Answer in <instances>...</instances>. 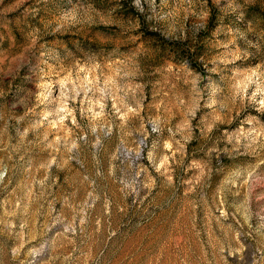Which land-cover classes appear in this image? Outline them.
I'll list each match as a JSON object with an SVG mask.
<instances>
[{"label": "rangeland", "instance_id": "rangeland-1", "mask_svg": "<svg viewBox=\"0 0 264 264\" xmlns=\"http://www.w3.org/2000/svg\"><path fill=\"white\" fill-rule=\"evenodd\" d=\"M0 264H264V0H0Z\"/></svg>", "mask_w": 264, "mask_h": 264}]
</instances>
